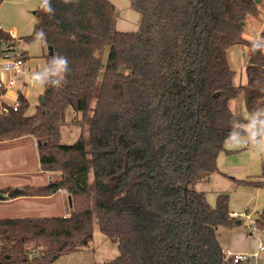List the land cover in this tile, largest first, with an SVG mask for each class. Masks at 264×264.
<instances>
[{"label": "trees", "instance_id": "trees-1", "mask_svg": "<svg viewBox=\"0 0 264 264\" xmlns=\"http://www.w3.org/2000/svg\"><path fill=\"white\" fill-rule=\"evenodd\" d=\"M128 1L141 16L135 32L113 31L117 10L109 0H51L54 17L36 12L33 33L23 40H42L54 56L67 58L70 71L57 89L51 86L60 77L50 68L32 115L23 95L14 111L0 91V143L37 141L41 170L57 176L44 186L8 188L0 200L64 191L72 211L68 218H0V264H56L86 249L94 198L99 230L119 251L106 264H229L217 231L244 221L230 217L228 195L212 207L192 184L218 172L219 154L235 135L247 134L246 121L230 109L240 94L264 133V52L251 51V42L264 48V31L259 40L244 37L246 20L260 16L258 4ZM0 42L15 47L1 27ZM236 46L250 49L245 85L234 84L228 52ZM92 108L90 182L83 136L72 145L60 144L59 136L68 109L86 119ZM262 161L259 180L237 184L264 188V155ZM255 223L264 234V210Z\"/></svg>", "mask_w": 264, "mask_h": 264}, {"label": "rangeland", "instance_id": "rangeland-1", "mask_svg": "<svg viewBox=\"0 0 264 264\" xmlns=\"http://www.w3.org/2000/svg\"><path fill=\"white\" fill-rule=\"evenodd\" d=\"M257 4L260 10V16L257 18L249 17L244 25V37L249 41H254L257 38H260L264 31V0H259ZM116 5L117 13L113 31H119L116 26L119 22L134 26V23L137 22L134 20L133 16L137 13L130 8L129 1L117 0ZM31 17L37 23L36 16L33 14V12ZM21 24H15L13 26L22 30H31V28L28 26V22ZM139 25L138 28L136 27L137 30L139 29ZM4 28L5 30L7 29L6 27ZM134 29L135 28H132L131 30ZM32 33L20 38L24 39L25 37L30 36ZM18 44L19 46L20 44H25L23 42L17 43L16 50L20 51L22 47L19 48ZM42 45L45 50V45ZM42 45L38 41L32 42L26 51L29 53V56H34V53L41 54ZM110 46L111 36L104 52L102 67L98 78L99 82H101L103 73L105 71ZM44 53H46V50ZM249 56L250 49L245 46H236L228 52L231 66L235 71L234 84L236 85H245L247 82L245 71L248 65ZM36 57H40V59L46 61L43 58V54ZM37 91L41 92L40 90ZM38 99L39 97L36 98V102H39ZM30 103L31 106L27 112L28 115H32L34 113L36 106L32 104L31 99ZM230 109L235 115L246 121V124L243 125V128L247 134L235 135L232 138V141L226 146L225 150H223L218 156V172L215 174L200 176L194 182V184H192V188H196L198 192L203 193L207 202L212 207L216 206L217 199L220 195H228L230 213L236 212L241 214L248 210L247 213L251 215L252 218L250 222L243 220L244 222L241 226L233 228L221 227L217 231V236L220 244L229 248L232 254L242 251L245 252L244 254L249 255L256 253L258 251L259 245L264 244L263 232L258 228L253 231L250 228V226L256 224L255 220L259 218L264 210V188H256L251 185H239L237 184L236 180H259L263 168L262 160L264 155V133L258 120V115L250 114L248 112L242 94H240L238 98L230 103ZM260 112L264 113V109ZM74 120L80 123H73ZM66 122L67 125L62 127L60 131L59 142L63 145H72L81 135L83 136L86 143L87 158L90 164V182H92L93 175L91 167L89 135L90 129L95 122L94 109L92 108L86 119H83V117L80 115L76 116L71 109H68ZM0 168L9 170L11 172L16 169L18 172H22V174L34 173L36 169H41L39 160L34 156L28 155V157H25L16 155L15 153L10 155L7 153H0ZM9 171H5V173ZM53 176L55 178L57 175L53 174ZM5 190L6 189L2 190V192L4 193ZM92 201L94 215L93 241L86 249L82 251L61 256L56 264H106L107 262L114 260L119 256V251L116 244L112 243L109 239L103 236L99 230L95 198L92 199ZM70 203H72V198ZM3 205L8 206L7 203H0V206L4 207ZM31 208L32 207L25 206L24 204L6 207L0 209V218H6L9 215L12 216L13 213L11 212H16L19 210L31 212ZM259 261L260 264H264V257ZM241 264H256V262L255 260H249Z\"/></svg>", "mask_w": 264, "mask_h": 264}, {"label": "crops", "instance_id": "crops-1", "mask_svg": "<svg viewBox=\"0 0 264 264\" xmlns=\"http://www.w3.org/2000/svg\"><path fill=\"white\" fill-rule=\"evenodd\" d=\"M117 10V0H109ZM130 4V3H129ZM131 8V7H130ZM40 9V0H4L0 3V27L10 34V36L15 40V51L17 53L22 54L25 60V74L23 77H19L17 79V87L13 90H9L3 97V101L8 105L12 106L19 95H23L29 102L32 100V104L38 105L40 102V98L45 90V82L50 74L51 64L47 59L49 54L47 45L40 39L36 40L40 42V44H44L46 47V53H44V48L42 45L41 54L34 53V56H29V53L26 51L28 46L31 43H26L22 38L25 35H29L34 30L36 25V21L32 19L31 14L36 16V12ZM134 11V10H133ZM137 13V12H136ZM134 20L137 23L133 25L122 24L119 22L116 26L119 29V32H135L137 31L138 25L141 21V16L139 13L133 16ZM28 22V26L31 30H22L13 25L21 24ZM22 25V24H21ZM20 25V26H21ZM140 26V25H139ZM6 27L7 29L5 30ZM127 27V28H126ZM129 27V28H128ZM137 27V28H136ZM135 28L134 30H131ZM31 31V32H30ZM34 41V42H36ZM18 42H23L25 45L19 46L21 48L20 51L16 50V45ZM43 54V59L40 57ZM229 58V57H228ZM46 62V63H44ZM39 75L41 77L40 81H37L35 75ZM0 79L8 80L9 75L0 72ZM40 90L41 92L37 91ZM39 97V102H36V98ZM35 106V107H36ZM35 111V110H34ZM37 141L33 139H23L13 142H5L0 143V153H7L8 155L15 153L16 155H21L28 157V155L34 156L38 159L37 152ZM4 170L0 168V195L3 194L2 190L7 188L12 189H22L26 186H44L53 181V174L42 171L40 168L36 169L34 173H26L22 174V172H18L16 169L14 171ZM198 191L196 188L194 189ZM6 196V194H5ZM28 202V203H25ZM71 197L64 191L57 192L48 197H39V198H18L14 200H0V203H7L8 206H0V209L10 207V206H18L24 204L25 206L32 207L31 212L19 210L13 213L12 216H8L6 218H27V217H70V213L72 211V203ZM224 253H232L231 250L227 247L221 245ZM237 253H245V252H237ZM236 254V253H235ZM254 254V253H253ZM264 257V253L260 255V260ZM256 264H260V261L256 262Z\"/></svg>", "mask_w": 264, "mask_h": 264}, {"label": "built area", "instance_id": "built-area-1", "mask_svg": "<svg viewBox=\"0 0 264 264\" xmlns=\"http://www.w3.org/2000/svg\"><path fill=\"white\" fill-rule=\"evenodd\" d=\"M257 38L256 40H259ZM25 60L22 54L17 53L15 48L11 45L0 42V72L9 75L8 80L0 79V91H4L5 94L9 90H13L17 87V79L23 77L25 74ZM20 101L17 99L16 102L11 106L14 111L20 107ZM248 211V210H247ZM236 213L231 212L230 217L237 220H245L250 222L252 220L251 215L247 213ZM251 230L256 229V225L250 226ZM264 253V244H260L258 251L254 254H243V253H225L226 259L229 264H241L249 260H255L258 262L260 260V255Z\"/></svg>", "mask_w": 264, "mask_h": 264}, {"label": "clouds", "instance_id": "clouds-1", "mask_svg": "<svg viewBox=\"0 0 264 264\" xmlns=\"http://www.w3.org/2000/svg\"><path fill=\"white\" fill-rule=\"evenodd\" d=\"M64 4H69V3H76L78 0H62ZM40 10H42L45 14H47L50 17L55 16V8H53L51 0H40ZM43 32H38L37 36L38 37H44ZM251 51L253 53L260 51L264 52V48H260L255 43L251 42ZM54 62V71L56 74L59 75L60 79L57 80L51 87L53 88H61L63 84L66 82V74L70 71L68 67V60L66 57L63 56H54L51 58ZM37 78V81L41 80V77L37 74L35 75ZM261 123H264V121H261Z\"/></svg>", "mask_w": 264, "mask_h": 264}, {"label": "water", "instance_id": "water-1", "mask_svg": "<svg viewBox=\"0 0 264 264\" xmlns=\"http://www.w3.org/2000/svg\"><path fill=\"white\" fill-rule=\"evenodd\" d=\"M259 0H256V2H258ZM48 52H49V56H50V64H51V67L54 68V62L53 60L51 59L52 57H54V51H53V48L50 46L48 47ZM187 187L184 188V192H185V196H187Z\"/></svg>", "mask_w": 264, "mask_h": 264}]
</instances>
